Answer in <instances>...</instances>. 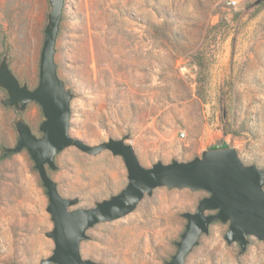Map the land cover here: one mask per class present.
<instances>
[{
    "label": "rangeland",
    "instance_id": "374dc122",
    "mask_svg": "<svg viewBox=\"0 0 264 264\" xmlns=\"http://www.w3.org/2000/svg\"><path fill=\"white\" fill-rule=\"evenodd\" d=\"M65 0L55 59L73 92L70 134L90 146L109 138L131 143L140 162L188 161L226 140L242 161L264 168V5L254 0ZM49 0H0V60L30 88L39 83ZM208 59L206 83L195 58ZM0 88V157L18 141L14 107ZM23 118L37 136L44 120L31 102ZM184 133V134H182ZM48 168L76 207L120 193L124 158L69 146ZM206 190L161 186L131 213L89 228L81 243L95 264H167ZM49 197L27 149L0 158V264H40L53 254ZM214 222L185 264H264V241L244 253ZM55 264V263H52Z\"/></svg>",
    "mask_w": 264,
    "mask_h": 264
},
{
    "label": "water",
    "instance_id": "95a60500",
    "mask_svg": "<svg viewBox=\"0 0 264 264\" xmlns=\"http://www.w3.org/2000/svg\"><path fill=\"white\" fill-rule=\"evenodd\" d=\"M49 2L38 85L32 89L26 81H20L10 68L8 48L0 60V88L8 94L2 103L14 107L19 114L14 123L18 132L17 144L6 147L5 152L28 150L47 191V211L54 221V228L47 236L54 240L55 248L53 254L40 264H95L81 254V243L89 237L88 229L131 213L146 195H152L161 186L202 189L209 193L200 200L195 212L183 213L187 219L186 229L177 242L176 254L167 264H185L187 256L217 220L229 222L225 239L230 244L238 243L240 253L247 250L253 238L264 241V168L245 164L237 149L226 140L209 146L201 156L191 160L158 161L146 167L140 162L134 146L125 139L111 137L90 146L70 134L73 92L60 78L55 59L65 0ZM263 2L254 0L248 10ZM31 102L39 103L44 114L39 126L41 136L33 133L22 116ZM72 145L91 154L110 150L114 155H121L128 170L127 186L120 193L97 201L93 207H76L79 197L63 196L48 171V168L58 169L56 156Z\"/></svg>",
    "mask_w": 264,
    "mask_h": 264
},
{
    "label": "trees",
    "instance_id": "16d2710c",
    "mask_svg": "<svg viewBox=\"0 0 264 264\" xmlns=\"http://www.w3.org/2000/svg\"><path fill=\"white\" fill-rule=\"evenodd\" d=\"M264 5V2L261 4V6ZM195 62L198 65V76H197V81L200 85H203L206 83L207 77H208V59L206 55L203 53H198V55L195 58ZM12 153H6L3 152L1 155V159H4L8 156H10ZM219 220L215 221L218 222Z\"/></svg>",
    "mask_w": 264,
    "mask_h": 264
},
{
    "label": "built area",
    "instance_id": "2783aa9c",
    "mask_svg": "<svg viewBox=\"0 0 264 264\" xmlns=\"http://www.w3.org/2000/svg\"><path fill=\"white\" fill-rule=\"evenodd\" d=\"M231 2L234 3V4H236L237 1L236 0H232ZM182 134H184V133H182Z\"/></svg>",
    "mask_w": 264,
    "mask_h": 264
}]
</instances>
